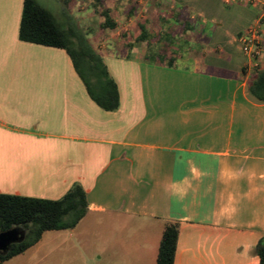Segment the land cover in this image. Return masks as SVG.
I'll return each instance as SVG.
<instances>
[{
  "label": "crops",
  "instance_id": "crops-1",
  "mask_svg": "<svg viewBox=\"0 0 264 264\" xmlns=\"http://www.w3.org/2000/svg\"><path fill=\"white\" fill-rule=\"evenodd\" d=\"M23 1L0 0V193L56 200L79 183L88 208L3 264H63L68 251L75 264H156L167 222L179 225L173 264H259L264 101L248 90L238 37L261 6L58 0L65 28L106 10L145 23L138 45L129 25L127 40L89 41L118 89V109L105 111L63 48L19 39ZM167 15L182 44L161 31Z\"/></svg>",
  "mask_w": 264,
  "mask_h": 264
},
{
  "label": "trees",
  "instance_id": "trees-1",
  "mask_svg": "<svg viewBox=\"0 0 264 264\" xmlns=\"http://www.w3.org/2000/svg\"><path fill=\"white\" fill-rule=\"evenodd\" d=\"M140 36L145 37L143 32ZM18 37L26 42L63 48L92 101L105 111L118 109V89L102 56L74 27H60L52 13L36 0L23 1ZM248 90L253 97L264 101V70L250 73ZM87 208L86 192L79 183H73L56 200L0 193V231L19 227L24 233L22 241L12 243L5 253L0 252V264L34 245L47 230L73 228ZM178 228L177 222L165 223L156 264H173ZM253 253L259 257V264H264V236L254 246Z\"/></svg>",
  "mask_w": 264,
  "mask_h": 264
},
{
  "label": "rangeland",
  "instance_id": "rangeland-1",
  "mask_svg": "<svg viewBox=\"0 0 264 264\" xmlns=\"http://www.w3.org/2000/svg\"><path fill=\"white\" fill-rule=\"evenodd\" d=\"M36 1L52 13V15L54 16L56 22L59 24L60 27L65 28V25L71 24L68 13L65 10L62 11V6L58 2V0H36ZM117 1L119 5V0ZM119 6H120V10L123 12L124 4ZM132 7L134 13H136L140 9V6L137 5L135 1H133ZM187 15L188 14H186V16ZM127 18L128 17L122 15L121 19L119 21H116L110 18L109 12L108 10H106L103 11L102 14L96 15L93 19L90 20L86 19L85 21L84 20L76 21L74 25H70V26L74 27L76 31L82 33L89 41H92L93 43L113 41L115 38L127 40L126 34L128 33L126 32V30L127 28H129L128 37L131 39L130 42L132 44L138 45L141 43L143 38V36L139 37V35L142 34V32L143 34H146V30L143 27L144 22L140 19H133L129 25V21ZM106 19L108 20V22H106L107 21ZM197 20L198 19L196 18V20H190V21L188 20V22H190V24H195L196 22H198ZM172 21H173L172 16L169 15H167L164 20L159 21L161 31L166 32L167 34L169 33L167 37L170 40L173 38L172 40L175 39L174 42L182 44V42L186 40L187 37L182 35L181 32L175 33V30H172L171 28ZM125 25L127 26L129 25V26L125 28ZM65 29H68V27ZM155 32L157 33V30ZM139 38H141V40H138ZM124 53L125 51L123 52V54ZM178 63L182 64L180 61ZM66 254L68 255V258L63 261V264H75V259H72V256L75 255V251H68ZM58 261H59L58 263L60 264V258ZM40 264H43V262Z\"/></svg>",
  "mask_w": 264,
  "mask_h": 264
},
{
  "label": "built area",
  "instance_id": "built-area-1",
  "mask_svg": "<svg viewBox=\"0 0 264 264\" xmlns=\"http://www.w3.org/2000/svg\"><path fill=\"white\" fill-rule=\"evenodd\" d=\"M261 6V14L256 23L245 29L238 37L243 54L248 59V67L252 71L264 70V43L261 25L264 21V0H248ZM251 71V72H252Z\"/></svg>",
  "mask_w": 264,
  "mask_h": 264
},
{
  "label": "water",
  "instance_id": "water-1",
  "mask_svg": "<svg viewBox=\"0 0 264 264\" xmlns=\"http://www.w3.org/2000/svg\"><path fill=\"white\" fill-rule=\"evenodd\" d=\"M24 238V233L19 227L0 231V252L5 253L12 243H18Z\"/></svg>",
  "mask_w": 264,
  "mask_h": 264
}]
</instances>
